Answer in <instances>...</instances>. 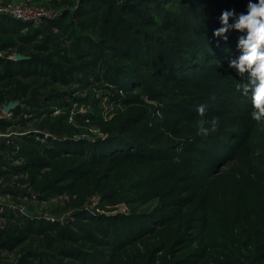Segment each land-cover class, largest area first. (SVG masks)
I'll return each mask as SVG.
<instances>
[{"label": "trees", "instance_id": "obj_1", "mask_svg": "<svg viewBox=\"0 0 264 264\" xmlns=\"http://www.w3.org/2000/svg\"><path fill=\"white\" fill-rule=\"evenodd\" d=\"M248 3L32 0L57 16L0 14V111L19 103L0 117V179L23 203H0V264H264V124L238 89L247 73L228 67ZM201 104L219 118L208 137Z\"/></svg>", "mask_w": 264, "mask_h": 264}, {"label": "clouds", "instance_id": "obj_2", "mask_svg": "<svg viewBox=\"0 0 264 264\" xmlns=\"http://www.w3.org/2000/svg\"><path fill=\"white\" fill-rule=\"evenodd\" d=\"M235 14L234 10L222 12L220 21L223 26L214 31L215 37L224 36L225 42L227 41L228 38L224 34L230 27L229 18ZM231 27L237 31L247 30V38H239L238 47L243 49V54L238 62L230 60L228 67L236 69L238 75L242 77L247 73L246 82L238 85V89L245 96L250 94L253 109L250 113L251 119L258 124H264V0H258V3L249 0L247 14H240L238 21ZM197 112L200 117L196 121L198 135L208 137L218 131L219 118H204L207 112L206 105H199Z\"/></svg>", "mask_w": 264, "mask_h": 264}, {"label": "built area", "instance_id": "obj_3", "mask_svg": "<svg viewBox=\"0 0 264 264\" xmlns=\"http://www.w3.org/2000/svg\"><path fill=\"white\" fill-rule=\"evenodd\" d=\"M32 0H19L8 5L0 4V14L10 15L24 22L41 23L45 19H53L57 13L46 7L31 4Z\"/></svg>", "mask_w": 264, "mask_h": 264}, {"label": "rangeland", "instance_id": "obj_4", "mask_svg": "<svg viewBox=\"0 0 264 264\" xmlns=\"http://www.w3.org/2000/svg\"><path fill=\"white\" fill-rule=\"evenodd\" d=\"M17 1H19V0H16L15 2H17ZM86 108H87V106H82L80 110L83 111V110H86ZM3 116L10 119V115H7L6 113H4V111H0V117H3ZM5 162H6L5 160L0 159V170H2V171L5 170L4 169L5 168L4 167ZM9 188L13 189V190H20L19 187L16 184H14V182L13 183H7V180H1L0 179V203L8 204V205H15V206H19V207L23 206V203L21 201H19V202L17 201V203H16L14 200L8 198L7 196H5L3 194V191H5ZM2 257L7 258L9 260H15L14 254L12 255V254L4 253V254H2Z\"/></svg>", "mask_w": 264, "mask_h": 264}, {"label": "water", "instance_id": "obj_5", "mask_svg": "<svg viewBox=\"0 0 264 264\" xmlns=\"http://www.w3.org/2000/svg\"><path fill=\"white\" fill-rule=\"evenodd\" d=\"M26 59H27V57H24V56L19 55V54L14 56V60H16V61H22V60H26ZM18 106H19V103L18 102H10L8 105H6L4 107L3 111L7 115H10L12 113V111L14 109H16ZM23 211L27 215H31V216H34L35 215L34 212H31V211H29L27 209H24Z\"/></svg>", "mask_w": 264, "mask_h": 264}]
</instances>
